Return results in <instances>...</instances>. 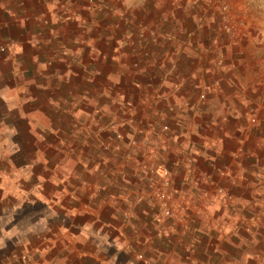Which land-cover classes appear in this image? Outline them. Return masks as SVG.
Returning a JSON list of instances; mask_svg holds the SVG:
<instances>
[{
    "label": "crops",
    "instance_id": "obj_1",
    "mask_svg": "<svg viewBox=\"0 0 264 264\" xmlns=\"http://www.w3.org/2000/svg\"><path fill=\"white\" fill-rule=\"evenodd\" d=\"M47 1L0 0V129L13 134L3 141L2 152L11 155L14 146L25 145L22 136L31 125L40 132L41 141L47 139L35 152L50 149L65 155L51 161L37 155L28 165L35 177L18 178L21 209L30 212L24 227L26 247L32 251L29 260L34 259V264H170V258L154 261L152 252L161 243L151 247L145 234L158 226L150 213L158 216L163 206L151 197L162 187L160 179L147 169L164 156L168 162L179 161L173 166L176 200L202 201L217 222L206 227L216 244L214 255H207L199 243L203 249L199 256L180 263L264 264L260 257L264 254V111L259 106L255 115L249 114L236 91L244 85L250 100L263 105L264 88L250 84L241 68L232 71L226 65L221 76L208 49L209 35L182 33L185 23L174 17L169 0H105L130 17L126 22L103 12L90 15L77 0H57V5ZM66 5L71 7L67 11ZM44 11L50 17L47 25L38 18ZM148 19L162 25L168 21L157 43L138 40L136 27ZM107 27L115 30L106 32ZM165 29L174 30L173 42L165 39ZM170 56L175 59L173 67L167 65ZM121 92L134 103L128 112H123ZM58 115L65 117L59 120ZM90 115H100L97 123L105 130L122 125L131 134L136 120L144 118L152 136L158 131L157 123L168 122L172 127V138L166 140L169 150L142 151L124 162L96 160L92 155L96 146L89 142ZM44 120L50 127L42 125ZM61 129L66 142L57 133ZM105 135L102 144L112 138ZM241 143L243 151L235 161L231 154ZM227 163H233L232 173L219 179L215 166ZM110 168L113 176L107 173ZM217 185L234 193L235 205L251 201L256 217L243 211L241 223L236 206L228 208L216 192ZM19 209L10 204L1 210L11 217ZM219 223L223 231L241 224L243 234L239 239L224 237ZM44 225L50 234H42ZM141 234L147 239L135 244ZM129 239L134 241L133 251L124 248L129 247ZM139 251L147 256L141 259Z\"/></svg>",
    "mask_w": 264,
    "mask_h": 264
},
{
    "label": "rangeland",
    "instance_id": "obj_2",
    "mask_svg": "<svg viewBox=\"0 0 264 264\" xmlns=\"http://www.w3.org/2000/svg\"><path fill=\"white\" fill-rule=\"evenodd\" d=\"M169 1L173 3L174 17L178 19V17L180 16V20L185 23L184 26L180 25L181 27H183L180 30L182 33H197L200 31L204 35H209L208 49L212 52L211 55L212 58H214L213 64L215 65L217 59L223 60L222 65L218 68L221 76L225 75L223 68L226 65H228L229 69L232 71H236L241 68V70L243 69L246 71L248 76L247 80L248 82H250V84L258 83V86L264 88V0ZM111 15L112 14L103 12V16L108 17ZM114 16L115 15H113L114 19H120L118 16ZM125 17L126 19L122 20L123 22L130 20V17L128 15H126ZM168 21H170L169 18ZM168 21L163 20V25L166 26ZM176 21L177 20L173 21L175 26L177 25L175 24ZM225 23H230L231 25H233L235 32L234 36H231L223 29ZM143 25H148L149 27L157 30L159 33L163 28L162 22H160L159 20H157L156 22L153 21V19H148L138 23L136 27L137 33L140 32L141 26ZM180 26H178L179 29ZM111 27H107L105 31H114L115 29ZM173 29L170 31L166 29L165 30L167 31L166 33H171L174 35L175 32H173ZM175 38L176 37L173 38L172 42L175 40ZM228 74L229 73H226V75ZM240 79L241 78H239V80ZM237 87L238 88L236 89V91L238 92V99H241V101H245L244 106L246 107V109L248 108L249 114L255 115L257 113V109H260L259 106L261 108L263 107L264 111V104L262 105V103H255L250 100L248 95L249 91H247L244 85L243 87L241 85H238ZM99 116L100 115L89 116L91 121V124L89 123L90 130H88V134L90 135L89 142L96 146L97 151V153L92 151L93 157H96V160L102 161L105 158H108V160L109 158H117L118 161L121 162L130 160L127 156L126 145L128 138L132 134L126 133V130L123 129L122 125H119L112 131L105 130L106 128H104L103 125H99L97 123V120L99 121L101 119L99 118ZM64 117L65 115H58L59 120L63 119ZM64 123L62 126H64ZM93 123H96L97 125H93ZM129 123L131 124L130 121ZM122 124L127 123L124 122ZM42 125H47L48 127H50L49 121L47 120H44V122H42ZM107 127H111V125L108 124ZM62 129L57 133H59L60 139L65 141V138H61V136H65L64 130ZM43 131H46V133L48 132L47 129ZM77 131H79V128ZM116 131H122L124 133V140L120 141L115 138ZM39 133L40 132L35 131L31 125H28L26 134L22 136L26 140V144L20 146L17 144V146H14L13 150H11V155H9L7 152H2V143L3 141H6L8 137L11 138L13 134L9 133L11 134L9 135L8 130L3 131L0 129V194L3 196L4 193L9 194L10 192V195L6 196L4 199L0 198V264H34V259L29 260L28 255H31L30 252L32 251L30 249H27V243L25 242V238H27L28 234L24 230L25 221H27V219L30 217L27 215V213L29 212L28 210H26L25 208L21 209L23 204L22 198L19 196L20 194H18L17 190L18 178L23 175L35 177V171H32L33 168L31 169L30 167H28V165L29 163L34 164L35 160L37 159V155L47 160L50 159V161L51 158H55V160H58L62 159L65 156L64 152H61L60 150L59 152L56 151L54 153L51 152L50 149L43 152L38 151L39 148L37 147L45 144L47 140L44 136V139L41 141ZM105 134L110 135L112 138L108 143L104 142L102 144L101 140L104 139V137L106 136ZM14 138L17 139L18 135H16V137ZM49 138L50 137H48V139ZM105 145H107L108 148H105ZM113 145H116L115 149L111 147ZM36 148L38 149L37 152L34 151L36 150ZM111 151L115 152L117 156L115 155L113 157V152ZM20 164L25 165V169L18 168ZM22 169L26 171L24 172V174L23 172H21ZM111 171V168L107 169V173H109V176L114 175V173L112 174ZM12 172H14V174ZM227 190L230 191V189ZM232 194L234 195L233 192ZM175 202L177 203L175 205V208L178 210V212L173 218H169L164 215L162 213V209L161 211H159V215L156 217L152 213H150V218L153 219V222L158 226L153 225L150 231L145 233L149 236L148 242L152 243L149 245L152 247V245H154V243H157V241H160L161 243V245H156L154 251L152 252V254H154L156 258V260L154 261L162 262L163 258H170V264H181L180 261H182V259L192 260L194 257L199 256V251L203 249L208 250V253H206L207 255H214V250L216 249V247H214L213 245L216 244L215 241L210 240V236L212 234L206 230H208L210 226H215L217 224V222L214 221L216 220V218L207 209H199V205L202 201L199 203L197 202V200H188L182 197L181 199L178 198L177 200H175ZM152 203H156L157 205V202L155 200ZM10 204H15L17 208L20 207L21 209L17 210V212H15V214H12L11 217L8 214H3V210H1L5 207L10 206ZM229 204L231 203L228 202V208H231V205ZM240 205L242 206V203H237V206ZM256 210L257 209L250 201L246 204L245 209L237 208V210H235L236 213L240 214L236 217L239 216V219L242 223L243 220L241 215L243 211H251L252 216H255L253 212ZM235 212L234 214H236ZM246 217L247 214L245 218ZM220 227H223V225L219 223L218 229H220ZM43 228V235L50 234L47 231L49 227L47 228L44 225ZM224 228H226V226ZM220 230H222L221 233L224 237L227 235L234 239H239L243 234L241 224L238 225V227L228 228V230L225 231H223V228H221ZM143 236L144 234H141L138 241L134 239L135 244L143 242V238L144 240L147 239ZM11 242L14 244L12 248L10 246ZM126 243L129 244V247L126 246L127 244H125V249L134 250V248H136L132 239H129V242ZM144 243L146 242L144 241ZM199 243L203 245V249L200 248ZM252 251L256 252V250ZM121 255L126 254L125 252H123V254L121 253ZM137 255L141 259H144L147 256L145 251H139ZM157 255H159L160 257H158ZM260 257L262 261H264V254H262ZM173 258L177 259L175 263L171 262V259Z\"/></svg>",
    "mask_w": 264,
    "mask_h": 264
},
{
    "label": "built area",
    "instance_id": "obj_3",
    "mask_svg": "<svg viewBox=\"0 0 264 264\" xmlns=\"http://www.w3.org/2000/svg\"><path fill=\"white\" fill-rule=\"evenodd\" d=\"M79 2H83L85 6V10L88 14L93 15L95 13L99 12H107L109 14L118 16L121 20L126 19V15L119 13L117 8L112 4L111 2L105 1V0H77ZM48 4L57 5V0H48ZM71 7L68 5L65 6V10H69ZM39 20L42 24L47 25L49 24L50 17L47 14L46 11L42 12L38 16ZM223 29L230 34L231 36L235 35L234 27L230 23H225L223 26ZM165 39L167 41H172L174 38V35L171 33H165L164 34ZM88 43L92 41L93 35H89L88 37ZM160 39V33L153 29L152 27H149L148 25L141 26L140 32H138V40L139 42L143 41H151L153 43H157ZM89 45L92 47V44L89 43ZM223 60L217 59V62L215 63V67L219 68L222 65ZM167 65L168 67L175 66V59L173 57H168L167 59ZM205 97V96H204ZM119 100L122 103V109L123 112H128L129 110L134 108V103L131 99H129L124 93L119 94ZM157 133L155 136H152V129L148 126L147 121L144 118H140L136 120V125L134 128V134H132L127 141L126 150H127V156L129 159H135L138 157V154H140L142 151L145 152H152V153H166L169 150V147L167 145L168 138H172V127L171 124L168 122H161L157 123ZM124 133L122 131H116L115 138L117 140H124ZM244 144L241 143L239 145L238 150H234L231 154V157L233 160H238L240 158V154L243 151ZM105 148H108L107 145H105ZM164 156H158L155 161H152L149 168L147 169L148 172L152 175H157L161 182V188H158L154 190L152 197L160 203L162 206V212L164 215H166L169 218L175 217L178 210L175 208V200L176 195L172 192L174 180H173V166H177L179 163L178 160L174 161H166L163 159ZM191 160V156H190ZM233 170V163H227L223 166L216 167L215 166V172L216 176L219 179L227 178ZM218 179V180H219ZM213 182V181H212ZM216 192L224 197L226 199V202H229L231 204L234 203V195L232 192L224 188L223 186L217 185L216 186ZM208 192L205 193V197H208ZM181 199V198H180ZM177 204V203H176ZM230 204V205H231ZM233 206H236L237 208L245 209L246 205L244 206H237L233 204ZM207 206L201 202L199 205L200 210H206Z\"/></svg>",
    "mask_w": 264,
    "mask_h": 264
}]
</instances>
